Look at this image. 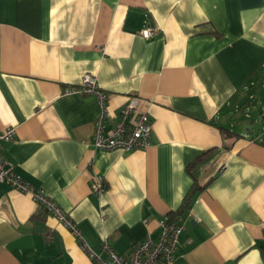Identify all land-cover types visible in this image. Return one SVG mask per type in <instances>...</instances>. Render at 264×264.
Segmentation results:
<instances>
[{"label": "crops", "instance_id": "crops-1", "mask_svg": "<svg viewBox=\"0 0 264 264\" xmlns=\"http://www.w3.org/2000/svg\"><path fill=\"white\" fill-rule=\"evenodd\" d=\"M87 73L106 134L144 100L147 148L93 145L97 99L62 96ZM262 112L264 0H0V129L16 128L2 157L81 236L0 183V264H89L82 242L126 256L162 218L184 225L177 264H264Z\"/></svg>", "mask_w": 264, "mask_h": 264}, {"label": "built area", "instance_id": "built-area-1", "mask_svg": "<svg viewBox=\"0 0 264 264\" xmlns=\"http://www.w3.org/2000/svg\"><path fill=\"white\" fill-rule=\"evenodd\" d=\"M156 27L147 26L141 30V35L150 38L156 32ZM69 95H93L98 102L100 113L95 122L93 145L101 150H143L148 147L151 120L144 109V100L138 96H131L120 110L119 121L115 122L109 133H105L106 123L110 118L108 110V95L97 82L93 74H84L78 85H70L63 89L62 96ZM264 119V112H262ZM16 133L15 126L0 129V183H8L14 189L32 196L34 201L47 212L56 217L74 235L81 240L80 231L76 222L62 210V208L40 188L25 180L17 174L12 165L2 157L3 143L14 139ZM226 166H222L223 171ZM104 181L97 177L91 185L93 193L99 195L105 190ZM161 228L158 240H153L149 235L136 244L128 255L118 254L105 241L95 252L84 242L82 247L89 253V264H177L175 261V251L178 246L179 236L184 230V225L176 221L162 218L159 220ZM264 232V223H262Z\"/></svg>", "mask_w": 264, "mask_h": 264}, {"label": "trees", "instance_id": "trees-1", "mask_svg": "<svg viewBox=\"0 0 264 264\" xmlns=\"http://www.w3.org/2000/svg\"><path fill=\"white\" fill-rule=\"evenodd\" d=\"M176 215H178V213H176Z\"/></svg>", "mask_w": 264, "mask_h": 264}]
</instances>
